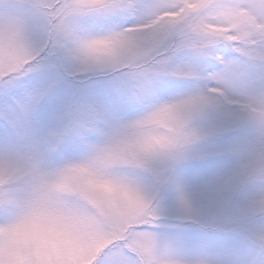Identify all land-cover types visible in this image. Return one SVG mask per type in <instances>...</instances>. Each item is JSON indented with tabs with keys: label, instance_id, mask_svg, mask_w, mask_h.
<instances>
[{
	"label": "snow or ice",
	"instance_id": "snow-or-ice-1",
	"mask_svg": "<svg viewBox=\"0 0 264 264\" xmlns=\"http://www.w3.org/2000/svg\"><path fill=\"white\" fill-rule=\"evenodd\" d=\"M0 264H264V0H0Z\"/></svg>",
	"mask_w": 264,
	"mask_h": 264
}]
</instances>
